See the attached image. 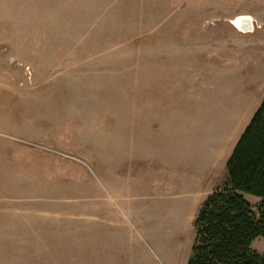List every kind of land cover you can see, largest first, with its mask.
<instances>
[{
    "label": "rangeland",
    "instance_id": "rangeland-1",
    "mask_svg": "<svg viewBox=\"0 0 264 264\" xmlns=\"http://www.w3.org/2000/svg\"><path fill=\"white\" fill-rule=\"evenodd\" d=\"M263 97L264 0H0V264H186Z\"/></svg>",
    "mask_w": 264,
    "mask_h": 264
},
{
    "label": "trees",
    "instance_id": "trees-1",
    "mask_svg": "<svg viewBox=\"0 0 264 264\" xmlns=\"http://www.w3.org/2000/svg\"><path fill=\"white\" fill-rule=\"evenodd\" d=\"M225 182L201 203L186 264H264L251 248L264 237V97L225 162ZM244 195L258 199L256 205Z\"/></svg>",
    "mask_w": 264,
    "mask_h": 264
},
{
    "label": "bare ground",
    "instance_id": "bare-ground-1",
    "mask_svg": "<svg viewBox=\"0 0 264 264\" xmlns=\"http://www.w3.org/2000/svg\"><path fill=\"white\" fill-rule=\"evenodd\" d=\"M231 22L239 29L245 30L246 28L251 29L253 20L248 15H239L231 20Z\"/></svg>",
    "mask_w": 264,
    "mask_h": 264
},
{
    "label": "water",
    "instance_id": "water-1",
    "mask_svg": "<svg viewBox=\"0 0 264 264\" xmlns=\"http://www.w3.org/2000/svg\"><path fill=\"white\" fill-rule=\"evenodd\" d=\"M231 24H233L232 22H231ZM252 25V27H251V29L249 28H246L245 30L243 29H239L238 27H236L235 25H233V26H235L238 30H240V31H243V32H246V31H252V29H253V23L251 24Z\"/></svg>",
    "mask_w": 264,
    "mask_h": 264
},
{
    "label": "crops",
    "instance_id": "crops-1",
    "mask_svg": "<svg viewBox=\"0 0 264 264\" xmlns=\"http://www.w3.org/2000/svg\"><path fill=\"white\" fill-rule=\"evenodd\" d=\"M246 195H244V197H245ZM248 196H250V195H248ZM252 197H254V196H252ZM256 198V197H255ZM258 200V199H257ZM256 202L257 201H254V204H256ZM261 238V237H260ZM262 238H264V237H262ZM258 239V238H257ZM256 240V239H255ZM255 240L252 242V244H251V248L253 249V250H255L254 248H253V245H254V242H255ZM256 251V250H255Z\"/></svg>",
    "mask_w": 264,
    "mask_h": 264
}]
</instances>
